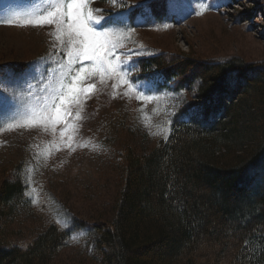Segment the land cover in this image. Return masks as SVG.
I'll use <instances>...</instances> for the list:
<instances>
[{"label":"trees","instance_id":"obj_1","mask_svg":"<svg viewBox=\"0 0 264 264\" xmlns=\"http://www.w3.org/2000/svg\"><path fill=\"white\" fill-rule=\"evenodd\" d=\"M159 1L135 11L160 17ZM134 73L179 94L194 87L195 100L149 152L124 149L109 205L66 212L67 226L31 203L19 160H0V264H68L76 232L79 264H264V60L159 50L134 59Z\"/></svg>","mask_w":264,"mask_h":264},{"label":"rangeland","instance_id":"obj_2","mask_svg":"<svg viewBox=\"0 0 264 264\" xmlns=\"http://www.w3.org/2000/svg\"><path fill=\"white\" fill-rule=\"evenodd\" d=\"M150 1L76 0L83 15L95 17L92 26L117 44L112 62H124L117 77L97 73L87 61L86 72L77 73L79 63L69 68L65 30L37 23L67 0H0V67L27 63L22 72H0V160L21 162L18 175L31 203L45 206L62 226L69 224L66 212L84 219L92 206L109 205L118 188V155L129 146L136 154L149 152L167 135L175 113L195 100L194 87L179 94L158 81L136 79L134 59L162 50L203 60H264V16L258 12L264 0H157L166 4L160 17L146 7L131 9ZM69 84L77 90L91 85L79 105L67 92ZM60 90L66 116L32 120L46 109L55 116L50 105H60ZM73 235L63 261L79 264L75 242L82 247L83 234Z\"/></svg>","mask_w":264,"mask_h":264},{"label":"snow or ice","instance_id":"obj_3","mask_svg":"<svg viewBox=\"0 0 264 264\" xmlns=\"http://www.w3.org/2000/svg\"><path fill=\"white\" fill-rule=\"evenodd\" d=\"M55 11L50 13L49 16L37 23L46 25L56 24L57 31L65 30L66 44H67V56L69 57V68L73 63H79L80 68L77 69V73L86 72L84 62H90L92 68L97 73L104 72L107 74H115L119 77L120 72L123 70L122 64H114L112 62L117 44L108 38V34L103 31H97L92 26L93 17L91 15H83L80 11L82 5L76 3V0H67L66 3L61 5H53ZM64 7L65 11H60V8ZM5 24H13V20L3 21ZM100 21H96L99 24ZM60 37H58L59 39ZM61 43H65V40H61ZM79 76H74L73 80L76 81ZM91 91V85L88 88H80L77 90L72 84L67 86V92L71 94V99L79 105V97L83 93ZM64 91L60 90L57 93V99H60L59 106L54 103L50 105L55 110V116L47 109L39 116L34 115L31 117L34 121L41 122H58L64 118L68 112V108L64 106ZM60 108H64V112L60 111Z\"/></svg>","mask_w":264,"mask_h":264}]
</instances>
